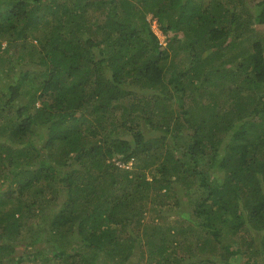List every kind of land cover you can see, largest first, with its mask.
<instances>
[{
    "label": "trees",
    "instance_id": "16d2710c",
    "mask_svg": "<svg viewBox=\"0 0 264 264\" xmlns=\"http://www.w3.org/2000/svg\"><path fill=\"white\" fill-rule=\"evenodd\" d=\"M250 22L264 0H0V264H264Z\"/></svg>",
    "mask_w": 264,
    "mask_h": 264
},
{
    "label": "rangeland",
    "instance_id": "374dc122",
    "mask_svg": "<svg viewBox=\"0 0 264 264\" xmlns=\"http://www.w3.org/2000/svg\"><path fill=\"white\" fill-rule=\"evenodd\" d=\"M149 18H151V14H149ZM152 21V25H153V27H154V29L156 30V32L158 33V35L160 36V39L162 40H164L166 37H165V34L162 32V30L158 27V23L156 22V20H151ZM251 24H250V28H251V31H248V34H249V36L245 39L246 40V44L247 43H249L250 41H252V40H256V39H261L262 41H263V43H264V25H261V24H258V23H255V22H250ZM174 51H177V50H174ZM174 51H172V52H174ZM185 57L186 56V52L185 51H181L178 55L177 54H172L171 55V57L168 59V62L169 63H175V60H176V63L178 64V62L180 61V59L182 58V57ZM7 114H9V113H6V114H4V115H7ZM9 166H12V167H17V165H15V164H13V163H10L9 164ZM11 167V168H12ZM17 169H18V167H17ZM14 171H13V169L11 170V175H12V182H16V178H15V176H13L14 175ZM9 178H10V174H9V176H8V182H9ZM22 177L20 176L19 177V179H21ZM16 185V186H15ZM15 185H11V186H9V189H12L11 190V193H13V194H16V193H18V191H19V185H17V182L15 183ZM1 186V188H5V187H7V182H3V184H1L0 185ZM48 195H50V193H48ZM24 196L25 197H27L25 194H24ZM169 199V201H166V203H163V204H161V203H158V206H162V207H168L167 205H169V203H171V202H173L174 200L173 199H170V198H168ZM24 200H25V198H24ZM172 200V201H171ZM158 201V200H157ZM157 201H155V203L157 202ZM150 203V202H149ZM154 203V204H155ZM153 204V205H154ZM152 205V206H153ZM156 214V211H150L147 215H146V217H145V219H147V221L145 220V222L147 223V225L145 226V225H143V226H140L139 228H134L135 229V233H140L139 234V236L142 238V240H147V237L148 236H146L145 235V233L147 232V231H152V224L154 223V222H157V223H160L159 225H161V226H164V225H166L167 223L166 222H164L161 218H159V219H156L155 221H153L152 220V218H154V217H152V216H154ZM173 216H175L174 214H173ZM171 220H173V218H171ZM150 227V228H149ZM124 233H125V231H124ZM126 234H128V232L126 233ZM195 239V238H194ZM148 245L147 244H144V248H145V252H144V254H145V256H149V249H148V247H147ZM74 247V246H73ZM27 249H32L31 247H29V246H27V244H25V242H22L21 244H19L17 247H16V252H17V254L18 253H21V252H25ZM34 249V248H33ZM179 255H183V254H186L187 256H191L192 258H193V260L194 259H197V256L196 255H194L193 253H191V252H189V253H187V250L186 249H179L178 250V252H177ZM32 254V253H31ZM203 254V253H202ZM209 254V253H208ZM203 255H207V252L205 253V254H203ZM210 255V254H209ZM212 255H214L215 257L216 256H221V253H220V249L217 251V252H214ZM152 260V259H151ZM238 261H237V264H244L243 263V259L242 258H239V259H237ZM152 263V262H151ZM150 263V264H151Z\"/></svg>",
    "mask_w": 264,
    "mask_h": 264
},
{
    "label": "built area",
    "instance_id": "2783aa9c",
    "mask_svg": "<svg viewBox=\"0 0 264 264\" xmlns=\"http://www.w3.org/2000/svg\"><path fill=\"white\" fill-rule=\"evenodd\" d=\"M161 41H162V43H163V44H165V43H166V40H165V39H164V40L162 39Z\"/></svg>",
    "mask_w": 264,
    "mask_h": 264
}]
</instances>
